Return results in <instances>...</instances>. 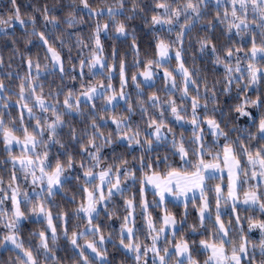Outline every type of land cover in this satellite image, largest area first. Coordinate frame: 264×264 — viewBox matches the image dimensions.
<instances>
[{"label": "snow or ice", "instance_id": "snow-or-ice-1", "mask_svg": "<svg viewBox=\"0 0 264 264\" xmlns=\"http://www.w3.org/2000/svg\"><path fill=\"white\" fill-rule=\"evenodd\" d=\"M0 264H264V0H0Z\"/></svg>", "mask_w": 264, "mask_h": 264}]
</instances>
